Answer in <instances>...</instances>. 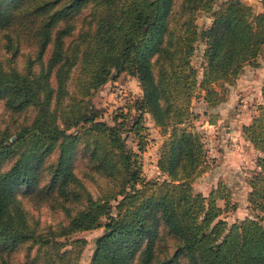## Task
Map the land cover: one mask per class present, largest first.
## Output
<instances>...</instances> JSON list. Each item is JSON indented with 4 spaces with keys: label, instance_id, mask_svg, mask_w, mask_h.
Returning <instances> with one entry per match:
<instances>
[{
    "label": "trees",
    "instance_id": "obj_1",
    "mask_svg": "<svg viewBox=\"0 0 264 264\" xmlns=\"http://www.w3.org/2000/svg\"><path fill=\"white\" fill-rule=\"evenodd\" d=\"M215 3L0 0V29H12L18 44H35L25 71L0 65V101L14 113L35 110L16 131L0 127L2 250L27 243L53 247L57 238L102 227L90 264H264V107L242 126L258 152L247 200L263 215L229 223L221 218L230 208L228 186L220 182L208 195L194 186L209 156L203 136L189 125L198 117L193 99L200 90L209 106L221 103L219 88L254 63L264 46V11L255 14L242 0L222 4L201 34L197 14ZM87 8L86 28L72 37L75 19ZM201 36L206 64L199 80L191 58ZM122 73L138 78L142 98L109 124L89 99ZM147 113L166 136L158 167L168 179L160 183L146 182L142 174ZM126 133L138 151L129 148ZM80 159L86 164L82 177ZM46 168L48 182L41 185ZM83 178L101 186L97 196ZM23 188L64 211L68 222L36 229L17 198ZM166 235L175 240L172 252ZM73 261L79 264L77 257Z\"/></svg>",
    "mask_w": 264,
    "mask_h": 264
},
{
    "label": "rangeland",
    "instance_id": "obj_2",
    "mask_svg": "<svg viewBox=\"0 0 264 264\" xmlns=\"http://www.w3.org/2000/svg\"><path fill=\"white\" fill-rule=\"evenodd\" d=\"M226 1L216 0L210 12L197 14L196 23L201 34L210 28L214 20V13ZM242 1L250 6L255 14L264 11L262 0ZM89 11L90 8L85 9L75 19L77 30L72 37L77 36L82 27L86 28L84 21L89 15ZM201 37L196 43V50L191 58L193 66L198 71L199 80L203 77L206 64L204 56L206 39ZM18 47L19 50H17ZM34 47L35 44L28 40L18 44L12 29H0V65L3 68L7 70L16 68L19 71H25L29 59L33 58ZM219 90L223 96V101L217 105L209 106L204 101L203 91L200 90L192 102V111L198 117L196 119L193 117L189 121V125L193 127L192 129L200 132L203 139L208 138V143L213 144L216 150L214 151L215 156L210 154L207 163L204 165L205 172L196 180L194 186L196 191L205 195H208L210 190L220 182L228 186L232 193L230 208L223 212L221 218L233 223L248 216L263 215L258 210H251L247 200V194L250 190L249 180L257 170V152L243 139L237 140L238 146L233 141L229 144L226 132L234 127L235 131H240L243 124L250 123L253 117L259 114L260 108L264 107V46L254 63L246 64L242 73L232 83H226ZM71 91H74L73 87H71ZM140 98H142V88L138 78L122 73L120 76H112L105 85L95 92L89 102L98 110L101 119L109 124H114L115 114L134 105L135 101ZM34 114V109L21 113L11 112L5 106V102L0 101L1 128H10L11 131H16L21 125L29 123ZM136 114L135 110L131 111L132 117ZM144 119L148 127V143L145 151L140 153L142 174L146 182L160 183L168 179V176L158 167L161 147L166 136L161 134L150 114H145ZM125 135L128 139L129 148L138 151L132 135L128 133ZM55 157L56 155L49 159L47 166L55 160ZM11 162L7 159L4 165L7 167ZM85 165V162L80 159L76 171L81 177L86 170ZM48 175L49 168H46L43 172L41 185L48 182ZM83 179L93 194L97 196L101 186L86 178ZM17 198L30 223L36 229L46 230L50 226L55 227L61 223H67L69 220L64 211L52 208L46 201L37 198L35 191L28 192L26 188H23L17 192ZM219 203L224 206L223 200H219ZM113 204L116 205L117 202H113ZM233 204H235L234 208L232 207ZM116 213L117 211L113 209L112 214L116 215ZM103 222H106L105 218ZM162 230L166 231L164 228ZM103 232L104 228L102 227L76 232L67 237L57 238L59 243L53 247L30 246L27 243L11 252L0 248V264H2L3 259L11 264H73L75 257H77L79 264H90L95 241ZM166 236L172 252L176 246L175 240L171 236ZM77 239L85 240V242L77 244L75 243ZM161 255L163 256V253Z\"/></svg>",
    "mask_w": 264,
    "mask_h": 264
},
{
    "label": "crops",
    "instance_id": "obj_3",
    "mask_svg": "<svg viewBox=\"0 0 264 264\" xmlns=\"http://www.w3.org/2000/svg\"><path fill=\"white\" fill-rule=\"evenodd\" d=\"M245 124H248V123H245ZM227 140H228V142H229V144H230V142H234L235 143V145H237L238 143H237V140L238 139H243V140H245V141H247L245 138H244V136H243V133H242V128H241V130L240 131H235V127L234 128H231L230 130H228L227 132ZM230 139H231V141H230ZM248 142V141H247ZM249 144H250V142H248ZM251 145V144H250ZM238 146V145H237ZM251 147H252V149L254 150V151H256L254 148H253V146L251 145ZM257 152V151H256ZM257 155H258V152H257ZM257 160V159H256ZM257 168H258V166H257ZM214 187H216V186H214ZM211 191V190H210ZM249 192V191H248ZM209 194V193H208ZM220 204V203H219ZM221 206H223L222 204H220Z\"/></svg>",
    "mask_w": 264,
    "mask_h": 264
},
{
    "label": "built area",
    "instance_id": "obj_4",
    "mask_svg": "<svg viewBox=\"0 0 264 264\" xmlns=\"http://www.w3.org/2000/svg\"><path fill=\"white\" fill-rule=\"evenodd\" d=\"M204 142L207 144V147H206V148H207V151H208V156H210V154H211V155H214V151H216V150H215V148L213 147V144H209V143H208V138H206V139L204 138ZM213 143L215 144L214 140H213ZM214 156H215V155H214ZM214 156H213V157H214Z\"/></svg>",
    "mask_w": 264,
    "mask_h": 264
}]
</instances>
